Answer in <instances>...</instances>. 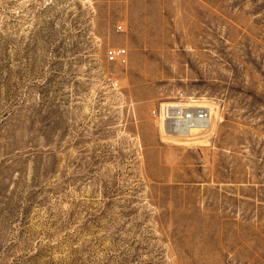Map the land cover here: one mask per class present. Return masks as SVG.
<instances>
[{
	"label": "rangeland",
	"instance_id": "1",
	"mask_svg": "<svg viewBox=\"0 0 264 264\" xmlns=\"http://www.w3.org/2000/svg\"><path fill=\"white\" fill-rule=\"evenodd\" d=\"M0 264H264V0H0Z\"/></svg>",
	"mask_w": 264,
	"mask_h": 264
},
{
	"label": "built area",
	"instance_id": "2",
	"mask_svg": "<svg viewBox=\"0 0 264 264\" xmlns=\"http://www.w3.org/2000/svg\"><path fill=\"white\" fill-rule=\"evenodd\" d=\"M107 58L109 61H119L126 63L127 50L126 48L110 47L107 50ZM178 102L174 104L165 103L153 113L158 116V119L163 123L172 125L177 131L189 128L195 122L206 123L210 118V110L205 107H188L183 97L178 98Z\"/></svg>",
	"mask_w": 264,
	"mask_h": 264
},
{
	"label": "bare ground",
	"instance_id": "3",
	"mask_svg": "<svg viewBox=\"0 0 264 264\" xmlns=\"http://www.w3.org/2000/svg\"><path fill=\"white\" fill-rule=\"evenodd\" d=\"M195 106V105H193ZM197 106V105H196ZM188 107H190L188 105ZM198 107H205L208 109V106H198ZM210 109V108H209ZM211 111V109H210ZM211 126V119L209 118L208 122L206 123H201V122H195L194 124H191L190 126H188L189 128H186V129H183V130H179L177 131L176 129H173V126L171 127L172 129H170V131H174V132H178V133H181V134H194L195 132H197L199 129H206V128H210Z\"/></svg>",
	"mask_w": 264,
	"mask_h": 264
}]
</instances>
